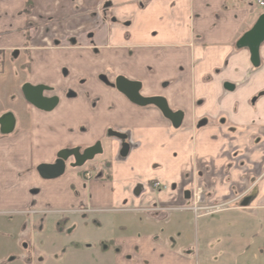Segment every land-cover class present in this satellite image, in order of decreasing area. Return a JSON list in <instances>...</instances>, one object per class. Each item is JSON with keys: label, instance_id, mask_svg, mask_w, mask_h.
Wrapping results in <instances>:
<instances>
[{"label": "crops", "instance_id": "obj_1", "mask_svg": "<svg viewBox=\"0 0 264 264\" xmlns=\"http://www.w3.org/2000/svg\"><path fill=\"white\" fill-rule=\"evenodd\" d=\"M26 3L0 0V70L15 69L21 84L47 88L44 96L58 103L49 112L28 107L25 120L11 116V130L0 133V215H21L13 225L22 231L27 220L42 222L28 215L32 209L81 210L58 232L54 217V234L98 225L100 241L87 248L104 246L105 264H198L191 234L210 263L258 264L264 43L253 66L237 42L264 7L256 0H31L27 11ZM100 76L139 83L143 97L162 98L181 115L179 125L155 107L132 105ZM97 143L96 166L67 163L57 179L38 175L59 152ZM93 167L102 178L84 180ZM195 190L207 205H227L196 216L187 209ZM72 235L70 245L79 247Z\"/></svg>", "mask_w": 264, "mask_h": 264}, {"label": "rangeland", "instance_id": "obj_2", "mask_svg": "<svg viewBox=\"0 0 264 264\" xmlns=\"http://www.w3.org/2000/svg\"><path fill=\"white\" fill-rule=\"evenodd\" d=\"M16 72V73H15ZM23 81V76L15 69L0 70V119L11 115L21 116L23 119L28 109L27 104L24 102L21 92L20 84ZM25 120V119H24ZM35 211V210H30ZM36 212V211H35ZM43 214L37 213L28 215L39 216L42 221L39 226L38 224H28L30 221L27 220L25 229L22 231L18 230L13 222H16V218L20 217L19 214H2L0 219L7 222L8 226L0 227V264H105L99 255V246L88 249L87 246L92 242L100 241V229L99 226L93 224L94 228H72L66 230L61 237L56 236L54 232L63 226V222L66 218L72 214L70 211H42ZM80 214L81 210L74 211ZM25 215V213H23ZM26 215V216H28ZM75 215V214H73ZM44 219H42V217ZM45 217H49L45 221ZM58 217L59 221L54 222L55 229L53 228L52 219ZM24 219V217H22ZM37 218V217H36ZM35 218V219H36ZM33 222V221H31ZM39 223V222H38ZM65 223V222H64ZM60 224V226H59ZM57 225V226H56ZM44 228L43 233L39 228ZM72 233L71 239L79 243V247L70 245V239L67 234ZM191 249L198 258V264H213L210 258L207 259L203 253V247L199 244L197 246L194 236L191 234ZM260 255V253H258ZM107 264V263H106ZM218 264V263H215ZM258 264H264V255L258 258Z\"/></svg>", "mask_w": 264, "mask_h": 264}, {"label": "water", "instance_id": "obj_3", "mask_svg": "<svg viewBox=\"0 0 264 264\" xmlns=\"http://www.w3.org/2000/svg\"><path fill=\"white\" fill-rule=\"evenodd\" d=\"M264 43V14L260 15L252 28L247 31L238 41L237 46L240 48H245L249 51L251 64L253 66L258 65V53L260 46ZM117 90L124 94L127 99L136 105L146 106V105H154L160 109L162 114L174 125H179L180 117L171 113L167 108L166 102L163 99L153 98V99H144L138 95L139 86L133 83H128L123 79H118L116 81ZM41 87H31L29 85H25L22 88V94L25 101L31 106L35 107L39 110L50 111L56 105V99L47 100L42 98ZM2 119L0 121V125L3 124ZM10 129H1V133H7ZM97 148V147H96ZM99 153L95 148H92L85 152L83 159L91 160L95 154ZM66 152H61L58 155V161L52 165H40L37 168L38 175L43 180H54L63 175L65 170V161H66ZM74 156L77 159V153L74 152ZM83 162V160H82ZM81 161H77L74 168H79L82 166Z\"/></svg>", "mask_w": 264, "mask_h": 264}, {"label": "flooded vegetation", "instance_id": "obj_4", "mask_svg": "<svg viewBox=\"0 0 264 264\" xmlns=\"http://www.w3.org/2000/svg\"><path fill=\"white\" fill-rule=\"evenodd\" d=\"M243 35H244V34H243ZM243 35H242V36H243ZM238 41H239V40H238ZM237 43H238V42H237ZM239 48H240V47H239ZM241 49H245V48H241ZM246 50H247V49H246ZM248 52H249V51H248ZM24 69H25V68H24ZM24 69H23V70H24ZM22 72L24 73L25 71H22ZM66 74H67L66 71H63V75L66 76ZM118 79H123L124 81H126V82H128V83H133V84L138 85V86H139V89H138V95H139L141 98H144V99H153V98H146V97H143V96L141 95V85H140L139 83H137V82L129 81V80L125 79L124 77H117V78L114 80L113 83H109L108 80H107V77H106V76H100V77H99V80H100L104 85L109 86V87L115 89L118 93H120V92L117 90V88H116V81H117ZM25 85H29V86L34 87V88H36V87H41V88L43 89V90H42V93H41L42 98L47 99V100L56 99V101H57V102H56V105H57V103H58V98H57V97H45V96H44V93L47 92V90H48L47 88L42 87V86H32L31 84L25 82V83L20 84L19 88H20V92H21L22 98H23L24 102L27 104V106H28L29 108L32 107V108L36 109L35 107H33V106H31L30 104H28V103L25 101L24 97H23V94H22V88H23ZM120 94L123 95V96L127 99V97H126L124 94H122V93H120ZM159 99H162V98H159ZM127 100H128V99H127ZM163 100H164V99H163ZM128 101H129V100H128ZM164 101H165V100H164ZM129 102H130V101H129ZM165 102H166V101H165ZM130 103H131V102H130ZM131 104L134 105V106H137V107H148V106H152V107L157 108V109L160 111V109H159L158 107L154 106V105L139 106V105H136V104H134V103H131ZM56 105H55V106H56ZM166 105H167V103H166ZM54 108H55V107H54ZM54 108H53V109H54ZM167 108H168V106H167ZM53 109H52V110H53ZM168 109H169V108H168ZM37 110H39V109H37ZM39 111L49 112V111H44V110H39ZM50 111H51V110H50ZM169 111H170L171 113H173L170 109H169ZM160 112H161V111H160ZM161 114H162V112H161ZM173 114H175V115L181 117V115H180L179 113H173ZM162 115H163V114H162ZM163 117H164L165 119H167L164 115H163ZM180 119H181V118H180ZM167 120L171 122V120H169V119H167ZM0 121H1V119H0ZM11 123H12V121H11V115L5 117L4 120H3V124L0 125V133H1V129H2V128H4V129H10V130H11V128H12ZM179 123H180V122H179ZM171 124L174 125L172 122H171ZM96 147H97V148H96ZM92 148H95V150H96V151H99V153L95 154L91 160H84V159H83V156H84L85 152L88 151V150H90V149H92ZM61 152H66V154H67V155H66L65 166H66V164L68 163L69 166L73 167V166L76 165L77 161H81V162H82V160H83V162H82V166H81V167H83V166H89V165H91V166H96L97 163H99V162H98V161H99V160H98L99 157L103 154V149H102L101 144H100V143H97V144H95L94 146H92V147H90V148H88V149H85V150H83V151H81V149H69V150H67V151H61ZM61 152H59V153H61ZM74 152L77 153V157H78L77 159H76L75 156H74ZM59 153H58L57 156H56L55 163L58 161V158H57V157H58ZM55 163H53V164H55ZM106 164H107V161H106V159L103 158L102 162L100 163V166H105ZM73 168H74V167H73ZM79 168H80V167H79ZM102 176H103L102 170H100V169H98V168H96V167H93V169H89V171H86V172H84V174H83L84 180H86V181H89V180H92V179H99V178H102ZM156 185H157V186H156ZM152 188L155 190V189H160V188H163V187H161V185H160L159 183H153ZM198 195L201 196V199H200L199 202H197V199H196V197H197ZM193 198H194V201H195L194 205H192L191 207H189V208H187V209H188L189 211L193 212L194 215H196V214H195V211H194L195 208H197V210H199V213H206V215H211V214H214L215 212L219 211L220 209H223V208L227 205V204L217 205V206H210V205H207V203H206V201H205V193H204L203 191H201V190H195V192L193 193ZM209 212H212V213H209ZM208 213H209V214H208Z\"/></svg>", "mask_w": 264, "mask_h": 264}, {"label": "built area", "instance_id": "obj_5", "mask_svg": "<svg viewBox=\"0 0 264 264\" xmlns=\"http://www.w3.org/2000/svg\"><path fill=\"white\" fill-rule=\"evenodd\" d=\"M256 3H257V5H258L259 7H261V8L264 7V0H256ZM156 186H157V185H156ZM196 199H197V202H199L200 199H201V196L198 195V196L196 197ZM194 211H195L196 216H199V215H200L199 210H197V208H195ZM28 213L36 214L35 211H29ZM37 213L43 214L44 212H37ZM69 213H75V212H74V211H70ZM209 213H212V212H209ZM209 213H208V214H209Z\"/></svg>", "mask_w": 264, "mask_h": 264}, {"label": "trees", "instance_id": "obj_6", "mask_svg": "<svg viewBox=\"0 0 264 264\" xmlns=\"http://www.w3.org/2000/svg\"><path fill=\"white\" fill-rule=\"evenodd\" d=\"M31 5H32L31 0H27V3H26V10H27V11L30 10Z\"/></svg>", "mask_w": 264, "mask_h": 264}]
</instances>
